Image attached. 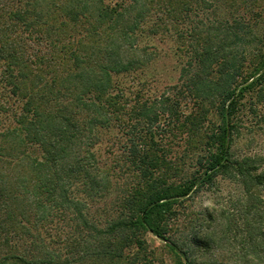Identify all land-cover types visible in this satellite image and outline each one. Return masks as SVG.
I'll list each match as a JSON object with an SVG mask.
<instances>
[{"label":"trees","instance_id":"trees-1","mask_svg":"<svg viewBox=\"0 0 264 264\" xmlns=\"http://www.w3.org/2000/svg\"><path fill=\"white\" fill-rule=\"evenodd\" d=\"M263 2L0 0V264L163 262L148 233L173 264H264V164L232 152L233 117L264 93ZM155 39L183 65L145 99L117 76L148 66ZM111 127L109 161L95 145ZM218 176L247 199L174 237L185 200ZM112 189L115 212L97 222L80 193Z\"/></svg>","mask_w":264,"mask_h":264},{"label":"rangeland","instance_id":"rangeland-1","mask_svg":"<svg viewBox=\"0 0 264 264\" xmlns=\"http://www.w3.org/2000/svg\"><path fill=\"white\" fill-rule=\"evenodd\" d=\"M261 4L264 5V2ZM227 13L228 9H225L220 15L226 16ZM257 28L261 32L263 25ZM151 43L156 56L148 66L131 74L123 75L122 79L121 76H117L119 81L121 80L123 85L126 86L127 92L139 91L140 95H143L142 98L145 99L155 98L179 81L180 70L183 65L173 42H160L155 39ZM258 90L243 99L242 108L233 117L239 131L234 135L232 152L236 157H257L264 164V123L259 120V115L264 113V93L258 92ZM259 95L262 96L260 97ZM213 120L215 122L219 121L216 116H214ZM99 133L100 142L95 147L101 152V157L104 156L105 159L110 161L114 157V148L111 143H118V129L116 127H111L108 130L104 128ZM174 140L181 144L180 138ZM175 149L182 150V147L176 145ZM116 193L112 189L106 195L102 193L87 197L85 194H80L87 202L88 213L92 219L103 223L108 215L111 214L112 216L115 212ZM245 199H247L245 192L239 183L229 178L218 176L212 187H206L193 199L185 200L179 215L174 217L177 219L173 221V236L180 239L190 236L200 228L199 225L202 222L206 223L207 218H211V213H215L218 210L220 211L219 213L222 210L226 211V213H233L235 208L239 207L240 202ZM219 213H215L216 216H220L218 215ZM59 232H61V229H59ZM55 234L56 230H53V238L57 239L60 237V239H63V235L55 236ZM146 236L154 256L163 260V262L160 260L158 264H173L172 256L167 252L164 242L151 233Z\"/></svg>","mask_w":264,"mask_h":264}]
</instances>
